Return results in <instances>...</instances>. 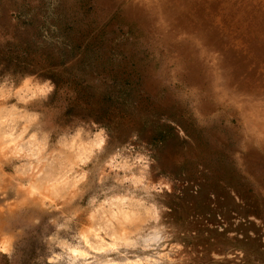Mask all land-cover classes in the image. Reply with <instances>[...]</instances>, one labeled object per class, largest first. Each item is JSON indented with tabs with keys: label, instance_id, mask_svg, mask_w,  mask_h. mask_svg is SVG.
<instances>
[{
	"label": "rangeland",
	"instance_id": "374dc122",
	"mask_svg": "<svg viewBox=\"0 0 264 264\" xmlns=\"http://www.w3.org/2000/svg\"><path fill=\"white\" fill-rule=\"evenodd\" d=\"M174 5L0 0V264H264V169L246 155L264 159V91L223 83ZM183 45L201 86L217 77L192 103L199 83L158 81L163 63L185 72Z\"/></svg>",
	"mask_w": 264,
	"mask_h": 264
},
{
	"label": "bare ground",
	"instance_id": "6f19581e",
	"mask_svg": "<svg viewBox=\"0 0 264 264\" xmlns=\"http://www.w3.org/2000/svg\"><path fill=\"white\" fill-rule=\"evenodd\" d=\"M172 1L175 3L172 13L177 16V21H180L184 28L191 30L201 43L219 52L218 57H214V59L219 61L224 68L223 83H225L233 91H264V0ZM148 21L141 31L145 33L146 39H150V36L153 35L154 32L159 35H164L158 25L157 29L154 32H151L148 29ZM136 29H138V26ZM164 37L162 40L165 39ZM183 44H185L184 41ZM187 48L188 47H186V45H183L178 49V52H180L179 55L181 65L186 68L185 72H181L174 67L168 71L163 63L158 74V81L161 86L164 87V81L166 80V77L170 75L172 78L180 80L190 87L194 82H196V84H200L201 79L198 76V78L192 76V61H190L192 59H189L191 57V53ZM192 53L199 58L194 51ZM186 55H188V57ZM247 72L250 73L246 74ZM211 76V79L205 81L202 80V86L200 84V91L197 92L198 94L195 93L196 88L189 90L192 92L189 99L191 103L194 102L197 96L206 97L207 95H210L212 90H214L213 84L217 77L216 75ZM171 90L176 92L174 86L167 90V93H165L162 101L164 105L170 104L171 102V94L168 93L171 92ZM1 131L0 154H3L5 153L10 141H5L3 140L4 138L2 139L3 132L1 133ZM205 135L206 137L209 136L214 141L221 140V138H223L222 134L220 135L212 129H208L205 132ZM99 142L100 141L98 140L96 144L98 145ZM14 146L11 148H14ZM260 149L264 150V144L261 145ZM246 155L248 157L253 155L255 158L258 155L255 160V164H259L260 169H264V159L261 157L262 155L258 152V150L255 151L253 149L251 152L249 150ZM247 163L249 166L252 162L247 160ZM127 219V217L124 218V220ZM122 230V232L125 231L124 229ZM122 232L118 235L119 239H123V237H125ZM115 242L116 239L113 238L112 245H114ZM2 249H5V247H2ZM73 252L74 250H72V253Z\"/></svg>",
	"mask_w": 264,
	"mask_h": 264
},
{
	"label": "trees",
	"instance_id": "16d2710c",
	"mask_svg": "<svg viewBox=\"0 0 264 264\" xmlns=\"http://www.w3.org/2000/svg\"><path fill=\"white\" fill-rule=\"evenodd\" d=\"M50 80L52 81V83H54V85H55L56 88H57V83H56L53 79H51V78H50Z\"/></svg>",
	"mask_w": 264,
	"mask_h": 264
},
{
	"label": "snow or ice",
	"instance_id": "6c2138e0",
	"mask_svg": "<svg viewBox=\"0 0 264 264\" xmlns=\"http://www.w3.org/2000/svg\"><path fill=\"white\" fill-rule=\"evenodd\" d=\"M3 251V249L2 248H0V252H2Z\"/></svg>",
	"mask_w": 264,
	"mask_h": 264
},
{
	"label": "crops",
	"instance_id": "0c3cea01",
	"mask_svg": "<svg viewBox=\"0 0 264 264\" xmlns=\"http://www.w3.org/2000/svg\"><path fill=\"white\" fill-rule=\"evenodd\" d=\"M261 147V146H260ZM261 150V149H260ZM262 152H264V150H261Z\"/></svg>",
	"mask_w": 264,
	"mask_h": 264
}]
</instances>
